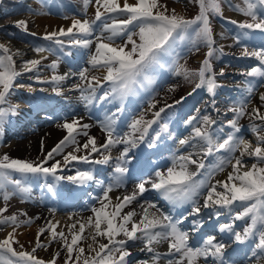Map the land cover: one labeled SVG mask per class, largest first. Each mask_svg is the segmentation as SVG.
<instances>
[{
  "label": "snow or ice",
  "instance_id": "obj_1",
  "mask_svg": "<svg viewBox=\"0 0 264 264\" xmlns=\"http://www.w3.org/2000/svg\"><path fill=\"white\" fill-rule=\"evenodd\" d=\"M90 2L84 0L85 9ZM190 2L198 5V14L189 19L175 8L169 9L161 0H95L97 7L94 20L72 19L67 28L47 32L42 37L61 49L67 45L87 50L81 52V55L87 57L85 62L90 67H80L75 73L70 70L64 74H53L47 79L41 78L38 73L47 57L24 60L18 68L14 57L20 56V51H13L0 43V132L10 122V118L18 114V106L12 105L9 97L14 86L25 87L16 84L25 73H33L29 79H35L41 84L56 85L52 88L56 95H63L60 85L69 76H78L79 82L74 87L86 107L120 101L115 111L106 114L99 122L105 134L103 143H98L95 136L89 135L90 124L82 123L79 118L71 121L65 119L57 127L63 129L66 135L46 153L42 140L41 156L37 159L12 158L8 154L0 156V199L5 205L0 207V232L5 233L0 238V264H56L60 251H56L48 261L36 255L37 249L50 246L41 241L45 233H48L49 241L62 244L66 256L64 264H133L129 259L132 256L129 248L140 245H143L140 247L141 252L146 251L152 255L150 260L136 261L135 264H160L162 260L164 264H200L201 260L203 264H234L225 256L229 245L222 240L218 241L215 235H201L198 240H193V234L199 233L204 227L205 220L201 217L204 209L210 210L209 217L214 216L217 221L225 214L222 210H226L230 222L220 223L218 231L227 234L233 243L248 244L245 255L250 264H264V112L261 107H254L251 111L247 107L251 102L254 82L264 87V46L252 51L248 50L247 45L244 46L241 56L255 58L258 63L245 66L239 73L246 77L247 87L243 89L237 104L227 110L233 113L232 118L225 123H218L210 114L201 115L200 110L196 109L197 115L189 116L184 121L191 131L188 137L179 139V145L199 151L181 155L173 153L171 166L166 170H156L151 181L140 182L130 194L117 197L115 204L110 196L114 189L123 187L128 179V165L134 159V155H129L132 149L141 144L147 148L156 147L162 133L173 136L168 123H162L159 131L153 128V125L161 121L162 113L173 107L172 104L159 107L152 113L151 119L146 118V112L133 116L127 122V131L121 132L119 128L124 113V100L142 88L151 73L166 65L171 66L170 70L176 76L194 84L189 96L198 89H204L214 97L216 89L221 87L217 76H223L224 70L220 69L217 73L213 59L218 53L223 54V48L215 47L210 17L223 16L224 2L251 21H230L244 30L235 33L237 44L252 32L264 34V0H242V4H233L231 0ZM0 4H3V0H0ZM29 11L36 14L33 9ZM15 26L28 32L27 20H18ZM117 39L124 42L117 44ZM182 44H190L197 50L199 45L207 47L205 59L198 70H190L179 64L178 59H173L178 56L177 49ZM34 51L40 54L50 52L52 48L36 46ZM48 67L56 73L59 60H54ZM90 68L103 69L106 74L102 78L90 76ZM105 83L108 84L107 89L104 88ZM27 87L29 91H36L31 85ZM39 91L47 89L40 88ZM170 91H175V88ZM185 99L181 97L175 103L180 104ZM259 100L264 107V93H260ZM212 106L215 107V100ZM149 107L156 109L157 102L154 101ZM216 111L219 112V109ZM245 115L250 120L260 122L251 124V131L256 137L255 146L244 139L239 125V120ZM225 126L229 131H224ZM149 130L154 132V136L149 137ZM79 136L86 140L81 143ZM121 145L123 148L115 158L107 183L96 179L94 169H77L74 175H58L74 162L108 165L113 161L111 150ZM67 148H71V151H66ZM96 154H99V159H94ZM194 155L212 156L215 162L206 167L204 160L194 159ZM190 165H195L196 171H191ZM223 172H227L226 179L212 183L215 175ZM49 176L57 181L67 180L80 186L96 183L101 195L95 197V200L100 206L91 207L93 215L87 218L86 223L76 221L68 226V234L63 230L57 231L59 221H47L46 227L39 228L34 246L27 250L18 239L17 229L22 225H30L33 218L21 220L20 215L26 217L27 213L5 215L8 212L7 204L17 196L30 199L33 184L41 177ZM197 176L201 178L196 179ZM149 183L150 189L146 187ZM53 187L52 184H46L49 192L53 191ZM149 190L156 191L173 210L185 205L188 208L174 216L171 211L164 212L156 203L146 201L140 205V212L135 209L123 212L124 208ZM185 221L191 225L190 229L184 227ZM236 221L245 222L242 231L236 230ZM7 227H11V231H7ZM86 227L87 236L84 235ZM88 239L92 241L87 245L91 255H86L85 247L81 246V241ZM105 240L107 242H103ZM190 240L193 242L190 243ZM164 243L167 244V251H158L157 246Z\"/></svg>",
  "mask_w": 264,
  "mask_h": 264
},
{
  "label": "rangeland",
  "instance_id": "obj_2",
  "mask_svg": "<svg viewBox=\"0 0 264 264\" xmlns=\"http://www.w3.org/2000/svg\"><path fill=\"white\" fill-rule=\"evenodd\" d=\"M15 1L19 2L18 6H15L13 2L10 5L11 7H9V4H6L9 3V0H3V4H0V43L9 46L13 51L16 50L20 51L21 55L14 57L17 60L18 68L21 66L24 60L39 59L41 56L47 57V59L43 60L41 69L38 73L41 76V78L47 79L51 75L58 73V70L56 73H53V71L48 67V65H50L54 60H62L63 63L66 65L68 63V58L70 56L67 54L68 52L74 54L72 56L74 60L76 61L81 60V65L77 68L75 66H72L70 67L71 70L77 72L80 67H90L85 62L87 57L81 55V52H87V50L73 48L67 45L63 49H61L60 46L55 45L50 41L43 40L42 37L44 36V34L36 33L37 31L34 28L35 27L34 19L53 18L59 21H70L72 19L94 20L95 9L97 7V5L95 4V0H91L87 9H85L84 7V0H15ZM57 1H60L62 3L63 11H61L59 6L57 5ZM130 2H134V0H130ZM161 2L166 3L169 9L175 8L179 14L189 19L193 18L196 14H198V5L191 3L190 0H161ZM231 2L233 4L235 3L242 4V0H231ZM222 8H223L222 17L219 16L210 17L212 22L213 33L216 41L215 47L217 49L223 48V54L218 53L217 56L213 59L214 70L217 73H219L220 69L224 70L223 76H219V75L217 76V81L221 85V87H218L216 89L215 96L213 97L211 94L207 93V91L204 89H200L199 92L197 90L195 93L189 96L188 93L192 91L194 84L184 80L183 77L176 76L174 72L170 70L171 66H169V71L167 68H165L163 71L165 75L160 76L161 78L166 77L167 79L165 80L157 79L159 77L156 76L155 81L153 82L154 89L151 91L149 95H147L144 99H142L135 108H133V113L129 117V120L133 116H136L141 112H146V118L148 119L149 116L152 114L151 112H153V109L149 107L151 103H153L154 101L157 102V108L154 109L155 111L158 110L159 107H163L165 104L174 105L175 101H178L177 99L180 98V96L182 97L187 96V99L183 102V104L180 105L182 106L183 109H186L185 105H188V108L182 117L183 121H185L189 116L197 115L196 109L200 110L201 115L210 114L214 119H217L218 123H225L228 119L232 118L233 113L227 110L237 104L238 99L241 97L243 89L247 87V85L245 84L246 77L240 75L239 73L245 66L254 65L258 63L255 60V58L242 57L241 53L244 51L245 45H247L249 51L264 46V36H260L262 34L259 33L260 35L256 37L258 38V40H256L254 38L255 36L249 35L252 38L247 36L246 37L247 41L244 42L242 40L240 44H237L235 39V33L237 32L236 30L237 25L230 23V21L235 20L238 23H243L245 21L251 22L250 18L242 15L239 12L234 11L231 7L228 6L227 2H224L222 4ZM29 9L35 10L36 14H34L33 11H29ZM65 17H68V19H65ZM22 19L28 21L27 33L15 26V22ZM31 33H36V35L33 36ZM134 39L138 40L137 37H134ZM123 42L124 41L120 39H117L116 41L117 44H121ZM36 46H44V47L50 46L52 48V51L37 54L34 51V48ZM93 49H94V45H93ZM207 50H208L207 47L204 45H199L197 50L196 48H192L190 44H182L180 48L177 49L178 56L174 57L173 59H178L179 64L184 65L188 69L195 71L198 70L199 67L201 66L203 60L205 59ZM105 74L106 72L103 69L100 70L93 69V72L89 73L90 76L95 75L97 77H103ZM32 75L33 73H25L22 77L18 78L16 84H23L25 85V87L14 86L13 92L9 97L10 103L12 105L18 106L17 107L18 114L11 117L10 122L6 123L3 126L2 132H0V156H2L3 154H8L12 158L35 160L33 158H25L22 156H18V154H15L13 152H9L7 148L8 143L13 140L20 141L24 139V136L20 137L19 139V135L24 133L25 131H30L36 127H40V125L37 126L38 123H41L44 127L45 126L52 127L55 126L56 124L63 123L64 120L67 118V116L69 117L72 116L69 114V110L65 111L68 108L67 106H63L62 108V105L59 106V104L56 103L65 104L64 101L66 99L63 97L66 96V93L68 94L71 91H77L75 90L74 87L75 84L74 83L70 84V86H68L67 89L66 86H62L63 95H60L59 98L57 99L60 98L61 99L58 100V102H56L55 100L53 101L50 100V98L53 99L54 96L51 93L52 88L55 87L56 85L41 84L35 79H29V77ZM75 81H79V79ZM27 85H31L32 88L36 89V91H29ZM40 88H45L47 89V91L41 92L39 91ZM172 88H175V91H170V89ZM260 93H264V87L260 86L259 83L254 82V91L251 97V102L247 105L249 111H251V109L254 108V101L256 99L260 102L259 105L261 106V101L259 100ZM213 98L215 100V107H213V109H210L209 107L212 105L211 101ZM109 105H111V107H113L114 110L117 107L112 105V103H109ZM5 107H7V105H5ZM216 109H219V112H217ZM15 123H19L18 125L22 124V127L17 132L11 133L12 131L17 130L18 128V126L15 125ZM252 123L259 124L260 122L250 120L248 115H245L239 120V125L242 128V134L244 136V139L249 140L251 142L252 139L254 140V138L251 135V127H250L251 125L249 124ZM168 125L171 126L170 123H168ZM183 127L185 129L184 133L181 135L180 138L176 139L174 142V144H177L178 146H181L179 145L178 142L179 139H184L188 137L191 131L190 126L184 125ZM13 128L15 129L13 130ZM124 131H127V127H125L123 132ZM224 131L227 132L229 131V129L225 126ZM174 135H176V133H174ZM255 144L256 142L253 143L254 146ZM183 149H185V147H183ZM191 150L193 149L191 148L185 149V151L182 154H186V152H189ZM197 151H199V149ZM118 152L120 153L119 150L117 151V154ZM218 155L219 154H217V156ZM236 155L238 156L239 152H237ZM117 156L112 155V157H117ZM94 157H99V154H96ZM193 158L197 159L198 157L194 155ZM170 166L171 165H169L168 167ZM77 169L89 170L86 166L82 165L80 162L79 163L74 162L73 165L68 166L67 168L64 169L63 172H59L58 175H65V176L74 175ZM162 170H166V168ZM228 170L230 171L231 169L229 168ZM223 173H218L217 175L218 178L216 177L215 179H213L212 183H215V181L218 180ZM153 178H154V173L142 181L136 183L131 182L132 191L135 189L136 185L139 184L140 182H144L147 179L148 181H151ZM46 184H52L54 186L53 187L54 198L56 200H62V201H57V203L49 202L51 201L52 198L48 196L47 193L48 190L46 188ZM59 184L60 181L55 180L51 176L47 178L41 177L32 186L31 198L22 199L19 196L12 198L7 204L8 212L5 213V215H10V214L20 215L21 213H27L26 206L32 201L33 197H36L38 200L42 201V203L45 204V205L43 204L44 208L51 211L52 213H56V211H58V209L61 208V205L67 204V201H65V195L68 194V190H64L63 193L65 195L63 196L58 195L57 191ZM60 186L61 188L63 187L62 184ZM146 187L150 189V183L146 184ZM147 192H150V190ZM138 198L142 200L141 204L146 202L144 198L142 197H138ZM47 203L50 204L48 205ZM200 203L201 204L203 203L202 197L200 198ZM91 205L96 207V201H94ZM4 206H5L4 202L2 201V199H0V207H4ZM90 209L91 208L84 210V212L81 211V213H77L74 209L67 208V210H64L63 212L64 213L76 212L75 214H85L91 212ZM27 218H33V217L30 216L28 213L26 217L24 215H20L21 220ZM226 219L227 222H230V217L228 216V214L226 216ZM35 222L36 220L35 218H33V222L30 225H22L17 229V232L19 233L20 230L22 229H28L34 227ZM243 227L244 226L240 227L238 231H242ZM37 228L38 227H36V229ZM6 230L11 231V227H7ZM4 235H5L4 232H0V238H3ZM35 239L36 236L31 238L29 241L21 240V239L19 240L24 245L25 249L30 250L34 246ZM41 241L50 244V246L48 247L57 245L58 249L56 251H60L61 254L59 258H57L56 263L64 264L66 256H65V252L62 249V244L59 242H51V241L46 242L43 239H41ZM222 241H224L229 246L233 244L229 236H227V239L226 238L222 239ZM141 246L143 245L129 248V251H131L132 253V256L129 259L133 261V264H135L136 261H140V260H150L151 253L145 254L146 251L141 252L140 251ZM40 250L41 249H37L36 255L39 258L48 261L49 258H44L43 256L39 255ZM134 250L136 251V254L133 252ZM138 253L140 254L143 253L144 255H138ZM242 254L246 259L247 257L245 253ZM86 255H91V253L86 251ZM245 259L244 261L240 260V263L241 264L245 263Z\"/></svg>",
  "mask_w": 264,
  "mask_h": 264
},
{
  "label": "bare ground",
  "instance_id": "obj_3",
  "mask_svg": "<svg viewBox=\"0 0 264 264\" xmlns=\"http://www.w3.org/2000/svg\"><path fill=\"white\" fill-rule=\"evenodd\" d=\"M34 24H35V30L37 31L36 33L39 34H45L47 32H51V31H56L61 27L67 28L68 26H70L71 24V20L70 21H59L57 19H53V18H35L34 19ZM33 28V29H34ZM94 50V49H93ZM71 56H73V54H71ZM70 56V57H71ZM68 58V63L65 65L62 63V60L59 61V68H58V73L57 74H64L69 72L71 69L70 67L75 66L76 68L79 67L81 65V62H74L73 59ZM72 73H75L73 70H71ZM93 72V69L90 68V73ZM102 78V77H99ZM79 79L78 76L76 75H71L69 76V78L67 80H65L60 87L62 88V86H66V89L68 86H70V84L74 83H78L79 81H75ZM51 93L54 95L53 98L56 102H58L57 99L59 98L60 95H56L55 93H53L51 91ZM182 96H180L181 98ZM66 100L64 101V103H57L63 106H67V109H70L71 111L74 112V116L72 117H68L66 118L67 120L71 121L73 118H79L81 119L82 123H88L91 125L89 131V135L90 136H95L97 138V142L98 143H103L105 140V134L101 131L99 122L101 120H103L105 115H98L97 114V110H95L93 113L90 112L91 106L86 107L85 106V102L83 100L80 99V93L78 91H71L68 94L66 93V96L63 97ZM180 98H178L177 100H179ZM173 102V101H170ZM259 101L256 99L254 101V107H261V111L264 112V109L262 106L259 105ZM154 112V109H153ZM151 112V113H153ZM43 118V117H41ZM152 118V114L149 116L148 119ZM46 119V118H45ZM19 123H15V125L18 126L17 130L12 131L11 133H15L17 132L19 129H21L22 124L18 125ZM62 124V123H60ZM40 127H36L30 131H25L24 133L19 135V139L20 137L24 136V139L20 140V141H10L7 145V148L9 150V152H13L15 154H18V156H22L25 158H33V159H37L38 157L41 156V141L43 140L44 142V152L46 153L47 151L51 150L65 135L66 132L57 127L58 124H56L55 126L52 127H47V126H43L41 123H38L37 126ZM251 125V124H249ZM25 127V126H24ZM251 127V126H250ZM15 128H13L14 130ZM251 135L253 136L254 140L252 139V142L255 143L256 142V137L255 134L251 131ZM78 140L83 143L86 138L83 136H79ZM123 148V146H117L115 148H113L111 150V155H119V152L117 154V151H121ZM198 149L194 150L197 151ZM66 151H71L70 148H67ZM193 151V150H191ZM130 156L134 155V158L137 155V150L134 151V149H132V151L129 153ZM198 158H202V157H198ZM57 159H60V157H57ZM51 163V162H50ZM190 170L191 171H196V166L195 165H190ZM226 173H223L220 178L218 180H224L226 179ZM148 181V180H147ZM126 185H124L123 187L119 188V189H114V191L112 193H110V196L112 197V203L115 204L117 202L116 198L117 197H122L125 194H130L132 192V189H125ZM219 190V189H218ZM153 203L160 202L163 200L162 197L160 196H153ZM141 199L138 198L137 201H134L133 204L129 205L128 207L123 209V212H127L131 209H135L137 212L141 211L140 205H141ZM42 201L38 200L36 197L32 198V201L27 204L26 206V211L27 213L32 216L33 218H35L36 222L35 225L36 227H38L36 229L35 225L34 227L28 228V229H22L20 230V232L18 233V237L21 240H26L29 241L31 238L35 237L39 228L40 227H46L47 221H59V226L57 227V231L58 230H63L66 232V234H68V226H70L72 223H75L76 221H81L86 223L87 222V218L92 216L93 213L89 212V213H85V214H75L73 212L70 213H64L63 211L68 208V206H65L62 208V210H58L56 211V213H52L51 211L47 210L46 208L43 207ZM49 205V203H47ZM145 204V203H143ZM45 205V204H44ZM99 203L96 204V207H99ZM89 207V206H88ZM167 209H165L166 211ZM207 209L202 210L201 212V217L204 219V217L208 218L207 221V227H209V223L211 221H213L214 217H209L208 213L209 211H206ZM224 215H221V217H223ZM192 219V218H191ZM38 224V225H37ZM79 225L77 224V229H78ZM210 235H215L218 241H221L222 237L217 235V233L213 234L214 232H210ZM85 236L88 235V229L86 227V231L84 233ZM48 237V233H45L44 236H41V239H43L44 241H49L47 239ZM103 242H107L106 240ZM92 243V241L90 239L88 240H83L81 243V246H84L86 251H88L87 249V245ZM58 249L57 245H54L52 247H47L46 249H41L39 251V255L43 256L44 258H51L54 254V252ZM167 249V244H161L157 246V250L160 252H164ZM89 252V251H88ZM136 254V251H133ZM234 252V251H233ZM239 253V252H238ZM242 253V252H241ZM145 254H147V252H145ZM234 254L236 256L237 253L234 252ZM140 255H144L143 253H141ZM244 261L243 257L239 258L238 261ZM160 264H164V262H161ZM243 264H250V260L247 258L245 260V263Z\"/></svg>",
  "mask_w": 264,
  "mask_h": 264
},
{
  "label": "trees",
  "instance_id": "obj_4",
  "mask_svg": "<svg viewBox=\"0 0 264 264\" xmlns=\"http://www.w3.org/2000/svg\"><path fill=\"white\" fill-rule=\"evenodd\" d=\"M13 2H16L15 0H9V3H6V4H11V3H13Z\"/></svg>",
  "mask_w": 264,
  "mask_h": 264
}]
</instances>
